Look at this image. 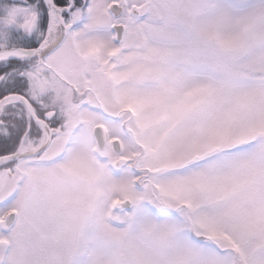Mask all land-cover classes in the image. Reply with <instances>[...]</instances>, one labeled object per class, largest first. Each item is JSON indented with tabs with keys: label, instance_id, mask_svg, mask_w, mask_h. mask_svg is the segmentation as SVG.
I'll return each mask as SVG.
<instances>
[{
	"label": "snow or ice",
	"instance_id": "obj_1",
	"mask_svg": "<svg viewBox=\"0 0 264 264\" xmlns=\"http://www.w3.org/2000/svg\"><path fill=\"white\" fill-rule=\"evenodd\" d=\"M0 264H264V0H0Z\"/></svg>",
	"mask_w": 264,
	"mask_h": 264
}]
</instances>
